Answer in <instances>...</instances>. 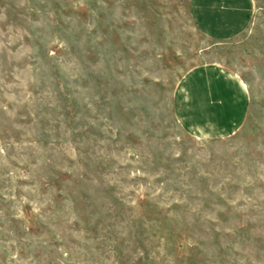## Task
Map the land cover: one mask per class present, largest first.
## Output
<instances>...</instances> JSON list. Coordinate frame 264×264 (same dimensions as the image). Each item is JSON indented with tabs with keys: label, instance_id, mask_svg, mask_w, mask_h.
I'll use <instances>...</instances> for the list:
<instances>
[{
	"label": "rangeland",
	"instance_id": "1",
	"mask_svg": "<svg viewBox=\"0 0 264 264\" xmlns=\"http://www.w3.org/2000/svg\"><path fill=\"white\" fill-rule=\"evenodd\" d=\"M192 0H0V264H264V0L216 39ZM249 96L201 137L175 91Z\"/></svg>",
	"mask_w": 264,
	"mask_h": 264
},
{
	"label": "crops",
	"instance_id": "2",
	"mask_svg": "<svg viewBox=\"0 0 264 264\" xmlns=\"http://www.w3.org/2000/svg\"><path fill=\"white\" fill-rule=\"evenodd\" d=\"M192 10L203 34L225 39L247 29L253 0H192ZM174 97L180 125L198 137L235 132L248 111L243 82L216 65H201L186 74Z\"/></svg>",
	"mask_w": 264,
	"mask_h": 264
}]
</instances>
